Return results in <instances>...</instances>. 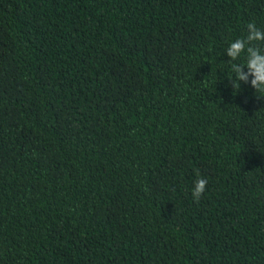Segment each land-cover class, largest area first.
I'll list each match as a JSON object with an SVG mask.
<instances>
[{
	"label": "trees",
	"instance_id": "obj_1",
	"mask_svg": "<svg viewBox=\"0 0 264 264\" xmlns=\"http://www.w3.org/2000/svg\"><path fill=\"white\" fill-rule=\"evenodd\" d=\"M250 22L264 0H0V264H264V98L224 54Z\"/></svg>",
	"mask_w": 264,
	"mask_h": 264
},
{
	"label": "clouds",
	"instance_id": "obj_2",
	"mask_svg": "<svg viewBox=\"0 0 264 264\" xmlns=\"http://www.w3.org/2000/svg\"><path fill=\"white\" fill-rule=\"evenodd\" d=\"M247 35L230 42L225 50L229 58V72L232 79H228L234 91H239L241 83L250 84L255 90L257 99L264 98V49L259 44H264V30L258 28L254 22L246 26ZM246 69V71H245ZM207 180L199 178L195 181L192 196L199 201L206 190Z\"/></svg>",
	"mask_w": 264,
	"mask_h": 264
}]
</instances>
